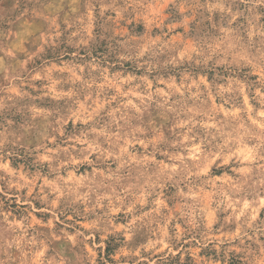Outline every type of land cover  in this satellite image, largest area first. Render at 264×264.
I'll return each mask as SVG.
<instances>
[{
	"label": "rangeland",
	"instance_id": "374dc122",
	"mask_svg": "<svg viewBox=\"0 0 264 264\" xmlns=\"http://www.w3.org/2000/svg\"><path fill=\"white\" fill-rule=\"evenodd\" d=\"M0 264H264V0H0Z\"/></svg>",
	"mask_w": 264,
	"mask_h": 264
}]
</instances>
